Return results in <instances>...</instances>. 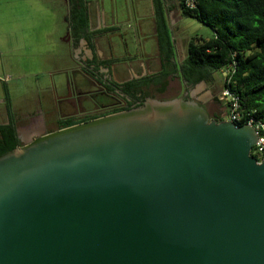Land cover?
I'll use <instances>...</instances> for the list:
<instances>
[{
	"label": "water",
	"instance_id": "95a60500",
	"mask_svg": "<svg viewBox=\"0 0 264 264\" xmlns=\"http://www.w3.org/2000/svg\"><path fill=\"white\" fill-rule=\"evenodd\" d=\"M248 125L149 99L0 155V264H264Z\"/></svg>",
	"mask_w": 264,
	"mask_h": 264
},
{
	"label": "crops",
	"instance_id": "0c3cea01",
	"mask_svg": "<svg viewBox=\"0 0 264 264\" xmlns=\"http://www.w3.org/2000/svg\"><path fill=\"white\" fill-rule=\"evenodd\" d=\"M55 1L59 6L56 17L52 13L55 17L53 24L48 29L36 30L34 37L29 35L30 26H43L35 20H24L23 10L20 18L0 19L1 72L11 63V54L17 51L33 52L32 59L25 62L15 60V64L10 65L12 69L19 67L15 69L17 72L26 67L32 74L33 84L22 94L21 102L24 105H13L6 86L1 89L0 126L11 123L19 145L60 129L58 123L69 109L61 105V111L56 99L62 98L73 77L79 78L78 69L90 67L92 63H99L103 67L101 71L114 77L118 83L134 80L150 89L155 88L156 100L181 98L190 93L205 96L207 100L212 97L209 95L211 84L215 81L221 86L220 80L213 78L214 73L212 79L196 82L185 76L183 63L189 41L195 37H209L189 35L185 31L181 25L186 19L181 11L182 0L176 6L171 0H84L87 30L80 34L71 30L70 1ZM41 8L42 12L49 10L45 5ZM11 12L8 4L0 5L1 15ZM122 24H127V27H122ZM14 27L21 28L20 32ZM47 37L52 39L49 43L52 56L57 60L68 59L73 64L64 65L63 70L58 65L55 69L58 77L50 80L51 87L44 86L40 81L38 68L40 65L43 67L44 62L35 58L40 56L39 50H42L38 45L44 47ZM114 38L117 43L113 42ZM22 63L23 66H20ZM6 72L4 81L10 79L8 74L11 71Z\"/></svg>",
	"mask_w": 264,
	"mask_h": 264
},
{
	"label": "trees",
	"instance_id": "16d2710c",
	"mask_svg": "<svg viewBox=\"0 0 264 264\" xmlns=\"http://www.w3.org/2000/svg\"><path fill=\"white\" fill-rule=\"evenodd\" d=\"M69 1L71 30L84 33L88 20L84 0ZM181 11L212 32L209 38L195 37L189 41L183 63L185 76L193 82L209 80L213 73L221 72L235 61L229 88L238 95L243 108L256 109L264 115V0H194L192 8L186 7L182 0ZM126 110L129 108H116L107 113ZM94 118L97 116L90 119ZM80 122L62 120L58 127ZM18 145L14 126L1 125L0 155Z\"/></svg>",
	"mask_w": 264,
	"mask_h": 264
},
{
	"label": "flooded vegetation",
	"instance_id": "af4514ba",
	"mask_svg": "<svg viewBox=\"0 0 264 264\" xmlns=\"http://www.w3.org/2000/svg\"><path fill=\"white\" fill-rule=\"evenodd\" d=\"M102 68L99 63H92L90 67L78 69L79 78L73 77L62 98L56 99L61 111V105L69 109L63 120L84 122L94 116L98 118L112 114L107 112L116 108L133 109L142 106L149 99L155 98V88L150 89L134 80L118 83L114 77L104 74ZM219 89V83L214 81L209 92L212 96L210 99L206 100L205 96L198 97L191 93L182 98L197 102L205 108L210 119L219 121L223 118L221 115L224 118L227 115L226 105L219 99Z\"/></svg>",
	"mask_w": 264,
	"mask_h": 264
},
{
	"label": "rangeland",
	"instance_id": "374dc122",
	"mask_svg": "<svg viewBox=\"0 0 264 264\" xmlns=\"http://www.w3.org/2000/svg\"><path fill=\"white\" fill-rule=\"evenodd\" d=\"M175 6L177 5L179 0H171ZM57 1L55 0H0V5L1 4H8L11 8V13H8L7 15H1L0 14V19H13V18H20V13L21 10H23L22 12L24 13V20H28L29 21H38L40 22V24L43 27H34V26H30L29 30V35H31V37H34V32L36 30H42V28H46L48 29L53 23V19L56 17V11H57V7L59 6V3H56ZM56 3V4H54ZM47 6V8L49 9L46 12H42L41 11V6L43 5ZM27 8H30V10L28 11ZM29 13V14H28ZM47 13V14H46ZM51 13V14H50ZM52 13L55 14V17L52 16ZM46 14V15H45ZM185 21L181 23V25L185 28V31L190 35V34H197L198 36H203V37H210L211 36V31L210 29L203 25L202 23L196 21L195 19H191L188 17H185ZM21 24V23H20ZM18 24V25H20ZM40 25V26H41ZM122 27H127V24H122ZM15 30H18V33L20 32L21 28H16L14 27ZM36 37V36H35ZM116 38H114L113 42L115 43L117 40H115ZM127 39H129L127 37ZM52 42V39L50 40V38H46V42L44 43V47H42L40 44L38 45L44 52H42V50H39V55L40 56H36L35 58L43 61V67L38 68V72L39 74V78L40 81H42L44 83V86L48 87L51 84L50 80L53 78H57L58 74L55 73V69L58 68L60 65L61 66V70L62 67L65 65H73L72 62H70L68 59L64 60L65 58L60 60H57V57L52 56V53H50L51 48L49 47L50 44ZM117 43V42H116ZM43 53H45L44 56H41ZM33 52L29 51L28 52H23V51H17L13 54H11V63L9 64L7 69H4V72H1L0 70V96H2V91L1 89L6 86L7 90H8V96L10 97V101L13 105H24L23 102H21V98H22V94H24L27 90V88L29 89L32 84H33V77L32 74L30 73V70H26V67L20 68V72H17L15 69H19V67H13L14 69H12L10 67V65L15 64V60H18L20 62H22V60L25 62V60H30L33 58L32 56ZM20 66H23L22 64H19ZM11 71L10 74H8L10 76V79H7L4 81V74H7L6 71ZM13 72V73H12ZM214 78H217L220 80L221 86L223 84V75L222 72H218V73H214ZM51 87V86H50ZM221 89V88H220ZM219 89V90H220ZM207 93V91L205 92V94ZM222 119H225L224 117Z\"/></svg>",
	"mask_w": 264,
	"mask_h": 264
},
{
	"label": "built area",
	"instance_id": "2783aa9c",
	"mask_svg": "<svg viewBox=\"0 0 264 264\" xmlns=\"http://www.w3.org/2000/svg\"><path fill=\"white\" fill-rule=\"evenodd\" d=\"M185 6L192 8L194 0H185ZM235 64V61H232L221 70L225 85L220 89L219 99L226 105L227 115L225 119L234 122L237 126H251L257 134V140L252 147L251 154L257 158H264V115L259 114L256 109L243 108L238 95L228 86Z\"/></svg>",
	"mask_w": 264,
	"mask_h": 264
}]
</instances>
